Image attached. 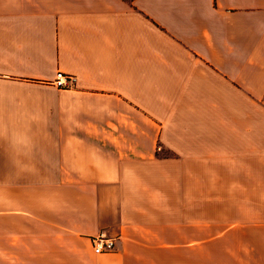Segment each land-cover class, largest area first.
I'll return each mask as SVG.
<instances>
[{"label": "crops", "instance_id": "1", "mask_svg": "<svg viewBox=\"0 0 264 264\" xmlns=\"http://www.w3.org/2000/svg\"><path fill=\"white\" fill-rule=\"evenodd\" d=\"M0 264H264V0H0Z\"/></svg>", "mask_w": 264, "mask_h": 264}, {"label": "built area", "instance_id": "2", "mask_svg": "<svg viewBox=\"0 0 264 264\" xmlns=\"http://www.w3.org/2000/svg\"><path fill=\"white\" fill-rule=\"evenodd\" d=\"M75 77L61 71H57L52 80V84L57 88H68L74 85ZM93 252L96 254L109 252L113 249V239L105 237L103 234L94 236L91 239Z\"/></svg>", "mask_w": 264, "mask_h": 264}]
</instances>
